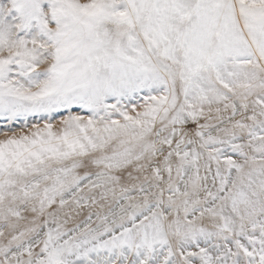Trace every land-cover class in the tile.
Instances as JSON below:
<instances>
[{
	"label": "snow or ice",
	"instance_id": "snow-or-ice-1",
	"mask_svg": "<svg viewBox=\"0 0 264 264\" xmlns=\"http://www.w3.org/2000/svg\"><path fill=\"white\" fill-rule=\"evenodd\" d=\"M0 264H264V0H0Z\"/></svg>",
	"mask_w": 264,
	"mask_h": 264
}]
</instances>
